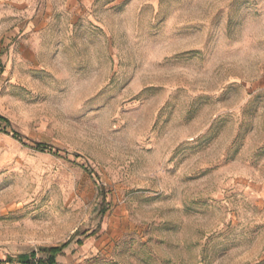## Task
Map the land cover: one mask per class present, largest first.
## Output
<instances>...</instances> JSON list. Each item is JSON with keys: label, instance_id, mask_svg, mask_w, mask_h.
<instances>
[{"label": "rangeland", "instance_id": "obj_1", "mask_svg": "<svg viewBox=\"0 0 264 264\" xmlns=\"http://www.w3.org/2000/svg\"><path fill=\"white\" fill-rule=\"evenodd\" d=\"M66 243L264 264V0H0V264Z\"/></svg>", "mask_w": 264, "mask_h": 264}, {"label": "trees", "instance_id": "obj_2", "mask_svg": "<svg viewBox=\"0 0 264 264\" xmlns=\"http://www.w3.org/2000/svg\"><path fill=\"white\" fill-rule=\"evenodd\" d=\"M38 150L40 151H45L47 148L45 146L39 147ZM103 213V212H102ZM69 246V243H66L60 247H54V248H49L45 250V253L47 255L48 260L46 262H42L43 264H57V259L59 256L63 255L64 250Z\"/></svg>", "mask_w": 264, "mask_h": 264}, {"label": "built area", "instance_id": "obj_3", "mask_svg": "<svg viewBox=\"0 0 264 264\" xmlns=\"http://www.w3.org/2000/svg\"><path fill=\"white\" fill-rule=\"evenodd\" d=\"M31 264H43V263H41L40 261H35V262L31 263Z\"/></svg>", "mask_w": 264, "mask_h": 264}]
</instances>
